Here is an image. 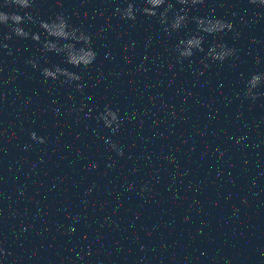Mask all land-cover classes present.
<instances>
[{"label":"water","instance_id":"water-1","mask_svg":"<svg viewBox=\"0 0 264 264\" xmlns=\"http://www.w3.org/2000/svg\"><path fill=\"white\" fill-rule=\"evenodd\" d=\"M128 3L145 6L0 0V11L31 14L36 22L20 27L40 36L0 24V264H264V83L255 100L245 95L264 73V7L167 0L169 22L187 14L172 30L142 11L120 18L115 10ZM58 15L90 36L87 68L43 48L54 38L40 21ZM205 18L233 29L198 31ZM193 35L203 51L181 58L177 44ZM215 44L236 55L206 60ZM52 65L80 81L45 79ZM105 108L118 114L115 133L97 120Z\"/></svg>","mask_w":264,"mask_h":264},{"label":"clouds","instance_id":"clouds-1","mask_svg":"<svg viewBox=\"0 0 264 264\" xmlns=\"http://www.w3.org/2000/svg\"><path fill=\"white\" fill-rule=\"evenodd\" d=\"M145 6L141 9L136 7L133 3H128L126 8H117L115 11L122 19L132 20L136 19L137 12H143V14L148 16H158L159 23L161 25H166L170 23V28L172 30H178L183 25L186 24L187 14L185 9H180V12L185 14L181 15L180 12H177L171 22L168 21V12L172 10L173 5L167 3V0H143ZM203 0H191L192 5L197 3H202ZM251 4L264 7V0H249ZM178 3L181 5H187L189 0H178ZM4 4L7 6L17 7V8H30L32 6V0H4ZM166 5L162 12H157L156 9L161 6ZM32 22L35 23L33 16L31 14L20 15L18 13H6L0 11V24L9 25L12 27V34L21 37L29 38L39 42L40 36L38 34H32L26 31L24 28L20 27L22 23ZM197 30L202 31L207 34H215L216 32L224 30H232L233 24L231 22H226L222 19H196ZM40 27L46 31L49 37L54 38L53 40H47L43 43V48L46 51L55 52L57 54H65V62L71 64L74 67L83 66L87 68L91 63L94 62L96 54L91 47V38L85 32L72 28L68 23L67 19L58 15L55 20L51 22L40 21ZM166 32L169 31V28L165 27ZM10 36H6L5 39H10ZM61 41L65 43L61 44ZM203 37L196 35L191 36L190 38L180 40L176 46V50L179 53L181 58H190L194 55V50L203 51L202 48ZM81 45L76 47V45ZM7 47V45H5ZM236 50L228 48L225 44H215L212 45L205 56V59H211L213 61H224L230 56H235ZM203 62V61H202ZM33 69L38 68V64L35 60H29ZM208 65L205 64V67ZM42 75L45 79L56 80L60 77H64L65 83L72 84L73 82L80 81V75L71 72L65 68H61L59 65H52L51 67H44L42 70ZM8 80L3 81V85L6 89ZM262 83H264V73H255L251 76L248 81V86L246 90V98H251L252 100L256 99V94L254 90L257 89ZM78 91H82V85H76ZM91 99V97H88ZM98 121H103L104 125L115 133L119 130L120 119L116 111L111 110L110 108H105L104 113H101L97 117ZM33 140H37L35 133L31 134ZM39 142L43 143L44 140L39 138ZM106 144H109L111 148L117 151L118 154L122 155V150L117 148V145L113 143L110 139L105 138L104 141ZM28 147V145H26ZM98 165L93 164L92 167H97ZM75 231V229H73ZM3 251V249H0Z\"/></svg>","mask_w":264,"mask_h":264}]
</instances>
